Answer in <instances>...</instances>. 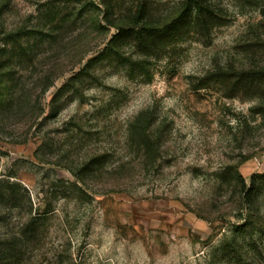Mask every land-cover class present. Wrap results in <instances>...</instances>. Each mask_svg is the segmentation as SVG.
<instances>
[{
    "label": "rangeland",
    "instance_id": "obj_1",
    "mask_svg": "<svg viewBox=\"0 0 264 264\" xmlns=\"http://www.w3.org/2000/svg\"><path fill=\"white\" fill-rule=\"evenodd\" d=\"M180 1L0 0L9 264H264V176L243 197L264 174V77L218 75L264 66V0H211L209 32L105 50L140 5L158 23Z\"/></svg>",
    "mask_w": 264,
    "mask_h": 264
},
{
    "label": "trees",
    "instance_id": "obj_2",
    "mask_svg": "<svg viewBox=\"0 0 264 264\" xmlns=\"http://www.w3.org/2000/svg\"><path fill=\"white\" fill-rule=\"evenodd\" d=\"M261 12V14L264 15V9ZM218 15V11L211 0H181L174 12L169 11V14H166L164 19L157 21L158 23H154L148 19V7L145 4H142L137 9L136 20L133 21L130 26H126L122 23L115 25L117 31L110 38L105 50H107L108 54H115L119 51L120 45L125 38L134 35L139 40H142L144 32L152 37V41L157 37H162L163 39L169 40L167 45H170L178 39L181 40L182 38L192 35L193 32H196L197 28L200 29L201 32H209L215 23H217ZM262 23H264V21ZM254 31H258L257 27H254ZM257 37L258 34L255 35V39H258L255 43L261 44L263 42L260 40L261 36ZM147 48L151 49L149 46ZM144 57L147 58L149 56L145 54ZM143 61L144 59L136 60L139 70L145 72V74H149V69ZM218 75L231 79V87L234 89L238 88L240 84L243 85L245 82H249L251 84L254 80L264 77V66H254L250 68H238L236 66H232L230 69L223 70V72ZM220 76H217L216 79L219 80ZM201 80H204V78ZM65 86L66 84L62 87ZM150 117L151 116L146 112H141L135 119V125L140 126L142 121L145 120L148 122ZM75 174L77 177L79 176L78 173ZM262 176H264V174H257L251 177L253 188L252 186L248 188L243 196L250 204L254 205L256 198L258 197V191L253 190L254 182L256 178H260ZM0 195L5 198L12 196L3 189H0ZM34 221L35 220L32 219L31 224L34 225ZM252 222L254 221L252 220L246 222V226L252 224ZM5 252L6 251L3 252V250H0V264H9L8 262L16 256L10 255L9 257V255Z\"/></svg>",
    "mask_w": 264,
    "mask_h": 264
}]
</instances>
